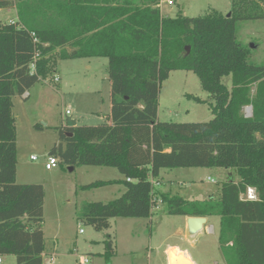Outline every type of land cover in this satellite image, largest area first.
<instances>
[{"label":"trees","instance_id":"1","mask_svg":"<svg viewBox=\"0 0 264 264\" xmlns=\"http://www.w3.org/2000/svg\"><path fill=\"white\" fill-rule=\"evenodd\" d=\"M140 1L0 0V9L13 5L17 16L0 21V256L43 264L44 188L16 182L12 98L52 72L58 50L61 59H107L110 112L108 122L97 125H62L49 154L59 164L114 167L124 176L125 191L107 202L84 203L81 220L102 230L111 218L151 217V180L162 169H234L235 180L222 184L217 199L158 196L168 214L218 216L226 264H264V65L249 62L248 48L236 37L238 20L264 18V0H230L229 16L216 10L169 16L160 0ZM175 70L196 74L213 101L209 120H158L160 85ZM227 76L230 85L223 82ZM248 187L255 199L241 198ZM113 254L108 237L102 255Z\"/></svg>","mask_w":264,"mask_h":264},{"label":"rangeland","instance_id":"2","mask_svg":"<svg viewBox=\"0 0 264 264\" xmlns=\"http://www.w3.org/2000/svg\"><path fill=\"white\" fill-rule=\"evenodd\" d=\"M167 1L160 0V10L169 16L177 12L183 16H199L211 10L226 15L231 10L230 0H171L173 4L170 5ZM140 2L150 3L151 0ZM16 18L13 5L0 9V21L11 22ZM236 37L248 48V61L264 65V18L238 20ZM58 54L56 50L52 72L28 89V98L22 95L12 98L16 126V182L41 184L44 188L42 229L45 227L47 257L53 254L54 264H79L81 259L84 264H167L165 247L175 244L186 250L194 264H226L218 243V216L208 217L200 236L189 235L183 216L168 214L162 203L152 209L149 218H111L107 229L95 230L81 220L84 203L107 202L121 195L118 189L125 190L121 181L124 176L108 166L75 165L69 170V165L64 162L51 170L45 169V156L59 141V128L66 125V117L72 116L77 125L92 126L108 122L109 116L107 59H61ZM223 82L230 85V77H224ZM211 102L196 74L185 70L171 71L160 85L157 117L159 121H207L212 117ZM244 112L248 114L247 108ZM35 124L41 128L36 129ZM30 155L37 159L31 160ZM226 171L219 167L162 169L154 196L160 199V192H168L188 200L217 199L222 184L230 180V174L233 180L236 177L234 169H229V174ZM98 180L115 182L82 188ZM108 237L112 240L114 254L106 259L102 254L104 240ZM175 254H180V263H174L177 260L174 256L172 264H192L187 256L174 249ZM1 259L0 264H16L14 255L1 256Z\"/></svg>","mask_w":264,"mask_h":264},{"label":"built area","instance_id":"3","mask_svg":"<svg viewBox=\"0 0 264 264\" xmlns=\"http://www.w3.org/2000/svg\"><path fill=\"white\" fill-rule=\"evenodd\" d=\"M167 3L170 5V4H173V2L171 0H168ZM159 7H160V3H159ZM31 67H33V64H31ZM55 81L57 80V78L54 79ZM23 97H26V95L24 94ZM247 108V111H248V114L247 116H249L251 114V110L249 109V107H246ZM66 114H69L68 111L65 112ZM30 159L31 160H36L37 157L35 155H31L30 156ZM59 164V159L54 156V155H50V154H47L45 156V162H44V167L46 170H51L55 167H57V165ZM209 181L210 182H214V180L212 178H209ZM126 180H130L129 178H127ZM151 184L155 187L157 185L156 183V180L155 179H152L151 180ZM241 198H244V199H255L256 198V192L254 190V188L252 187H248L245 191V193H242L241 195ZM153 208L152 209H157L159 206H158V203H161V200L160 199H156L155 196H153ZM210 231H212V228L210 229ZM79 232H82V229L79 230ZM82 262H79L80 264H84V259H81ZM0 262H1V257H0Z\"/></svg>","mask_w":264,"mask_h":264},{"label":"water","instance_id":"4","mask_svg":"<svg viewBox=\"0 0 264 264\" xmlns=\"http://www.w3.org/2000/svg\"><path fill=\"white\" fill-rule=\"evenodd\" d=\"M226 16H229V13L226 14ZM186 49L188 50V48L186 47ZM249 109L251 110V107L248 106ZM75 120L71 119L70 117L66 118V126L68 127H73L75 126ZM67 136H71L72 133L68 132L66 133ZM73 167L69 166V170H72ZM206 224V217L203 216H189L186 218V229H187V233L191 236L195 235V236H200L201 235V231L204 228ZM167 256H168V262L169 264H172L174 261V256L176 257L177 260H175L174 263H180L179 261V255H174V249H169V251L167 252ZM182 258L186 259V257L182 256ZM177 261V262H176Z\"/></svg>","mask_w":264,"mask_h":264},{"label":"crops","instance_id":"5","mask_svg":"<svg viewBox=\"0 0 264 264\" xmlns=\"http://www.w3.org/2000/svg\"><path fill=\"white\" fill-rule=\"evenodd\" d=\"M25 95H26V97H24V98H28L29 97V91H27L26 93H25ZM109 112H110V106H109ZM98 116H99V114H97ZM101 117V116H100ZM67 118V117H66ZM70 118L72 119V116H70ZM99 119H101V118H99ZM107 119H109V117H107ZM76 122V121H75ZM63 125V124H62ZM75 125H77V122L75 123ZM31 156V155H30ZM160 172H161V170H160ZM226 172H228V174H229V169H227V171ZM159 175H160V173H159ZM230 176H231V174H230ZM159 177V176H158ZM116 181H119V180H116ZM122 181V180H121ZM156 183L158 184L159 182H158V180L156 179ZM118 191H119V193H123L125 190H121V189H118ZM43 214H44V209H43ZM46 218V217H45ZM183 218H184V225H185V227H186V218H187V216H183ZM208 220V217H206V221ZM45 221H46V219H45ZM44 221V222H45ZM45 225V223L43 224V226ZM212 228V227H211ZM44 229H45V227H44ZM44 229H43V235H44ZM45 246V245H44ZM169 249H175V250H177V252H181V253H183L185 256H187L189 259H190V261H191V263L192 264H194V261L192 260V258H191V256L189 255V254H187L185 251V249H183V248H180L179 246H177V245H175V244H168L166 247H165V252H166V255H167V252L169 251ZM1 257V256H0ZM166 259H167V264H169V262H168V256L166 257ZM42 261H43V264H54V262H55V256L53 255V254H51V255H48V257H47V253H46V251H45V249H44V252H43V254H42ZM1 262H2V259H1ZM80 264V263H79Z\"/></svg>","mask_w":264,"mask_h":264}]
</instances>
